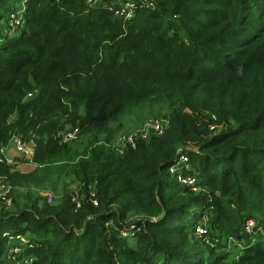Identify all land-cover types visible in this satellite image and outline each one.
Returning <instances> with one entry per match:
<instances>
[{"label": "trees", "instance_id": "trees-1", "mask_svg": "<svg viewBox=\"0 0 264 264\" xmlns=\"http://www.w3.org/2000/svg\"><path fill=\"white\" fill-rule=\"evenodd\" d=\"M17 1L0 0V157L11 140H33L42 187L51 166L70 163L81 207L40 191L19 206L14 187L28 177L0 164L14 192L0 264L8 234L29 241L13 264H235L216 237L240 241L247 219L264 231V0H154L131 20L115 16L118 0H25V28L7 34ZM156 106L166 133L119 155L113 124ZM75 127L78 145L61 144ZM81 148L88 159L74 164ZM182 154L208 194L182 195L169 171ZM141 214L159 221H137L127 240ZM261 235L238 264H264Z\"/></svg>", "mask_w": 264, "mask_h": 264}, {"label": "rangeland", "instance_id": "rangeland-1", "mask_svg": "<svg viewBox=\"0 0 264 264\" xmlns=\"http://www.w3.org/2000/svg\"><path fill=\"white\" fill-rule=\"evenodd\" d=\"M25 0H18L17 2H14L16 4L15 8L17 10V12L14 14H18L19 11L21 10V12L19 13V19L17 20V18H13L12 20L10 19L6 25H7V31L6 33L8 34L9 32H13V29L11 28V26L14 27H20L23 25V18L22 16L24 15L22 10H26L27 7L24 4ZM13 16V15H11ZM25 21V19H24ZM25 28V27H24ZM10 29H12L10 31ZM23 30V28H20L19 31ZM18 32V31H16ZM153 119H161V120H166L169 121L170 123V118L167 116V110L166 108H162L160 106H156L150 109H145L143 111L140 112H132L130 114H127L126 116H124L121 120H119L118 122L113 124L112 130H113V135H114V139L113 142L116 146L117 142L119 141V139L122 136H126L129 134H132L133 132H138L140 130L143 129V127L145 126V124ZM170 126V124H169ZM213 130V129H212ZM222 128H218L215 129L216 132L221 131ZM17 139V138H16ZM79 143V138L77 141L72 142L73 145H78L76 144ZM10 144V143H9ZM13 147V153H11L10 155L8 154V147L9 146ZM7 146V148L5 149L4 153L5 155L8 157V159L12 160V165L11 167L13 168V172L14 173H18L20 175H24L25 177H28V184L30 185V187H26V186H15L14 187V192L16 197L18 198V200L20 201L19 206H22L25 203V199L28 193H31L32 196H35L36 193L38 191H43L45 192L44 194H42L45 197L50 196L51 200L54 199V201L51 204H57L60 203L61 201L64 200L65 197H70V198H75L77 196V193L79 191V187L80 184H78L79 182L77 181V177L75 175V173L71 172L73 169V165H71L70 163H63V164H57V165H53L50 167V169H52L50 174H54V180L52 182V184H47L46 186L42 187V183L45 180L44 177L42 175H38L37 173V165L35 163H31L23 158H21V154L18 152L17 148H16V143L14 146V143L10 144ZM84 148L81 149H75V153L77 155H81V157H77V159L73 162L74 164L80 163L83 160H87V157H84ZM192 151V150H191ZM194 152V151H192ZM197 153V152H195ZM18 154L20 156H18ZM13 156V157H12ZM17 157V158H15ZM185 157L187 158L186 163H183V165H181L180 168L182 167H187L189 174L194 175L196 177H193L195 181L193 186H190V188H183L180 186V184L177 181V177L172 176L173 180H176L177 184L185 190L183 194L181 191V194L184 195V193H188L190 192L191 195H201L204 193L208 194V191L203 187V181L197 171V168L194 167L193 163L191 162V157L189 155H185ZM187 164V165H186ZM178 169V168H177ZM41 174H43L41 172ZM49 174V175H50ZM60 175V179L57 181L56 176ZM45 176H48L45 174ZM2 180H4L3 177H0ZM202 181V182H201ZM74 187V188H73ZM13 192V193H14ZM14 208V207H13ZM13 208H7L4 209L3 207H0V213H5V211H12ZM142 213V212H140ZM139 213V214H140ZM213 215L210 211L205 212V218L202 224L201 229L202 230H206V228L204 227L205 225H208V223L212 220ZM133 219V226L129 227L126 231H124L123 233H125L127 236H124V238H127V240H131L128 238L132 237V234H139L140 230L139 227L137 225H135V223L137 221H141V220H151L154 223H157L158 217H148L145 216L143 214H141L140 216H137ZM248 221L250 219H247ZM252 222H250L251 224ZM258 224V223H257ZM244 227V225H243ZM261 225H257V228L255 230V234H253L252 236L246 235L245 233L243 235L242 234V239L240 241L233 239V237H228L226 238V236H219L216 237L218 239H216L215 244L222 246L220 249H222V251H220V253L226 254L228 255L229 258V262H234L235 264H238V260L240 257L239 254L240 252H242L243 248L246 249L249 245H251L259 236H262L261 234L264 232H260L259 228H261ZM205 228V229H204ZM209 230V229H208ZM243 233V232H242ZM239 235H240V231H239ZM195 236L198 240H203V242L205 243L206 241L204 240V236H200L199 234L195 233ZM24 237V236H23ZM9 243V240L7 241ZM9 248V246H7V249ZM24 255V252L22 253V256ZM25 259H21L19 261L18 264H25L24 263ZM15 262V261H12Z\"/></svg>", "mask_w": 264, "mask_h": 264}, {"label": "built area", "instance_id": "built-area-1", "mask_svg": "<svg viewBox=\"0 0 264 264\" xmlns=\"http://www.w3.org/2000/svg\"><path fill=\"white\" fill-rule=\"evenodd\" d=\"M101 0H85L86 6L88 8H93L98 5ZM154 0H118L116 6L117 9L115 11V16L124 19V20H131L137 11L138 8H148L154 9ZM21 10L19 11V13ZM23 14H25L26 10H22ZM19 13L16 15L11 16V20L13 18L19 19ZM23 18V25L20 27L11 26L13 32L19 31L20 28L25 27L24 15ZM31 97V96H29ZM169 121L161 120V119H153L148 121L142 130L138 132H133L132 134L122 136L119 141L117 142L116 146L114 144V149L119 155H126L130 150H135L137 145L141 142H149L153 138H161L169 128ZM80 136L79 128H71L65 131L60 135V143L61 144H71L78 140ZM16 148L18 152L21 154V158L34 163V159L36 156V144L33 140L23 142L20 139L16 140ZM5 148L1 151L0 157V164H5L8 166L12 165V160L5 157ZM186 154H182L179 157L178 163L170 168V174L172 176L177 177V181L183 188H190V186L194 185V175L189 174L187 167H181L183 163H186L187 158L185 157ZM187 165V164H186ZM178 168V169H177ZM183 185V186H182ZM13 186L10 182L6 180L0 179V206L5 208H11L13 206V199L12 194ZM95 206H97V202H93ZM73 204L75 205V210H78L81 207V201L78 196L73 198ZM250 222H252L250 224ZM257 222L253 219L247 220L244 224L243 230L246 235L252 236L255 234V230L257 228ZM260 232H263V228H259ZM196 233L200 236L205 235L206 231L202 230L201 227H198ZM124 236H127L123 233ZM7 240L8 243V250H7V260L10 262L8 264H13L17 258H19L22 253L26 251V248L29 245V241L26 237L20 234H8ZM28 261L25 264H28Z\"/></svg>", "mask_w": 264, "mask_h": 264}, {"label": "crops", "instance_id": "crops-1", "mask_svg": "<svg viewBox=\"0 0 264 264\" xmlns=\"http://www.w3.org/2000/svg\"><path fill=\"white\" fill-rule=\"evenodd\" d=\"M17 139H18V138H17ZM17 139L15 138V139L11 140L10 144H11V143H12V144L14 143V146H15V143H16V140H17ZM10 144H9V145H10ZM6 148H7V147H6ZM6 148H5V149H6ZM11 153H13V147L10 145V146L8 147V154L10 155ZM11 155H12V154H11ZM18 156H20V155L18 154ZM5 157L8 158L6 155H5ZM12 157H13V156H12ZM20 157H21V156H20ZM15 158H17V157H15ZM73 188H74V187H73ZM40 193H41V194H44L45 192H43V191L41 190Z\"/></svg>", "mask_w": 264, "mask_h": 264}]
</instances>
